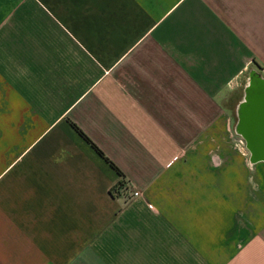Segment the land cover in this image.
I'll use <instances>...</instances> for the list:
<instances>
[{
	"label": "crops",
	"instance_id": "obj_1",
	"mask_svg": "<svg viewBox=\"0 0 264 264\" xmlns=\"http://www.w3.org/2000/svg\"><path fill=\"white\" fill-rule=\"evenodd\" d=\"M250 71L264 0H0V264H264Z\"/></svg>",
	"mask_w": 264,
	"mask_h": 264
},
{
	"label": "water",
	"instance_id": "obj_2",
	"mask_svg": "<svg viewBox=\"0 0 264 264\" xmlns=\"http://www.w3.org/2000/svg\"><path fill=\"white\" fill-rule=\"evenodd\" d=\"M256 75L253 71L249 72V82L245 89L243 102L239 106L238 123L235 128V133L246 142L250 161L253 163L264 161V126L261 125L264 121L261 117V114L264 116V111H261L262 108L264 109V80L258 79ZM256 94L263 98L257 99ZM250 105L256 113L249 119L244 115V108Z\"/></svg>",
	"mask_w": 264,
	"mask_h": 264
},
{
	"label": "trees",
	"instance_id": "obj_3",
	"mask_svg": "<svg viewBox=\"0 0 264 264\" xmlns=\"http://www.w3.org/2000/svg\"><path fill=\"white\" fill-rule=\"evenodd\" d=\"M72 127L79 133V135L81 136V137H83L84 138V140L85 141H87V143L95 150V152L97 153V154H99V156L100 157H102V159L106 162V163H108L116 172H117V174L121 177L122 176V174L118 171V169H117V167L111 162V161H109L105 156H104V154H103V152L101 151V149H99L96 145H94L90 140H88V138H87V136L80 130V129H78L76 126H74L73 124H72ZM124 186H125V182H124V180H120V182L116 185V186H114L113 187V189H112V194L114 195V196H118L119 194H120V191L122 190L123 191V188H124Z\"/></svg>",
	"mask_w": 264,
	"mask_h": 264
},
{
	"label": "built area",
	"instance_id": "obj_4",
	"mask_svg": "<svg viewBox=\"0 0 264 264\" xmlns=\"http://www.w3.org/2000/svg\"><path fill=\"white\" fill-rule=\"evenodd\" d=\"M244 141L242 139L239 138V143L238 144V147L240 149V151L243 153V154H246V148L244 147ZM133 196H137V193H134Z\"/></svg>",
	"mask_w": 264,
	"mask_h": 264
}]
</instances>
